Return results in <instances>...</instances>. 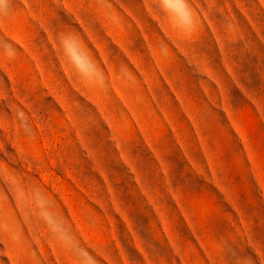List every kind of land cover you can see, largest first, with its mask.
<instances>
[{"label":"rangeland","instance_id":"rangeland-1","mask_svg":"<svg viewBox=\"0 0 264 264\" xmlns=\"http://www.w3.org/2000/svg\"><path fill=\"white\" fill-rule=\"evenodd\" d=\"M0 0V264H264V0ZM72 33L103 74L83 80Z\"/></svg>","mask_w":264,"mask_h":264},{"label":"clouds","instance_id":"clouds-1","mask_svg":"<svg viewBox=\"0 0 264 264\" xmlns=\"http://www.w3.org/2000/svg\"><path fill=\"white\" fill-rule=\"evenodd\" d=\"M161 6L179 27L188 29L194 26V17L187 0H160ZM61 48L76 72L84 81L104 85L103 74L99 71L92 58L87 54L79 38L72 33L61 34ZM34 210L38 219L48 228L54 239L68 251L76 255L81 264H95L88 252L75 243L71 232L62 220L50 210L49 204L42 197H34Z\"/></svg>","mask_w":264,"mask_h":264}]
</instances>
